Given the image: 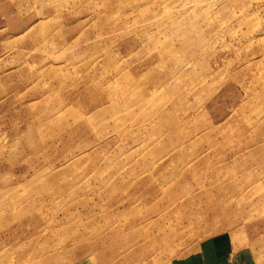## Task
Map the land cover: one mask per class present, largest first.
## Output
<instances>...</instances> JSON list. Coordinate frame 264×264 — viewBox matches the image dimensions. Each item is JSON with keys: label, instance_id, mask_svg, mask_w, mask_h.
<instances>
[{"label": "rangeland", "instance_id": "obj_1", "mask_svg": "<svg viewBox=\"0 0 264 264\" xmlns=\"http://www.w3.org/2000/svg\"><path fill=\"white\" fill-rule=\"evenodd\" d=\"M0 264H264V0H0Z\"/></svg>", "mask_w": 264, "mask_h": 264}]
</instances>
